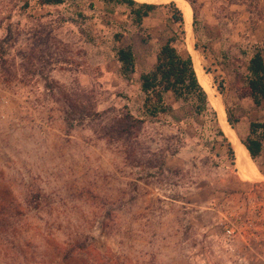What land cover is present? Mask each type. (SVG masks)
Wrapping results in <instances>:
<instances>
[{
	"label": "rangeland",
	"instance_id": "1",
	"mask_svg": "<svg viewBox=\"0 0 264 264\" xmlns=\"http://www.w3.org/2000/svg\"><path fill=\"white\" fill-rule=\"evenodd\" d=\"M193 1L197 36L175 46L197 53L243 139L264 121L243 89L264 0ZM176 29L166 6L139 27L101 0H0V264H264V180L239 178L218 118L169 92L168 112L144 114L139 75Z\"/></svg>",
	"mask_w": 264,
	"mask_h": 264
},
{
	"label": "trees",
	"instance_id": "2",
	"mask_svg": "<svg viewBox=\"0 0 264 264\" xmlns=\"http://www.w3.org/2000/svg\"><path fill=\"white\" fill-rule=\"evenodd\" d=\"M104 3L125 6L130 13L132 23L136 26L142 25V20L158 7L166 6L171 11V19L177 24V29L173 30L166 41L158 48L155 55V62L146 71L139 75L140 90L144 95V114L151 119L157 118L170 110L164 102V94L171 93L176 100L185 101L190 104L195 114L211 112L213 121H216V112L210 107L207 93L198 80L190 54H182L175 46L177 42L185 39V29L183 14L175 2L168 3H148L137 0H101ZM193 8L192 30L195 36L198 33L199 19L194 8V1L188 0ZM65 0H39L40 4L58 5ZM121 34L116 33L115 38L120 41ZM198 47V44H195ZM263 45L254 44L253 51L246 62V74L243 84L244 91L251 98L254 105L259 106L264 100V57ZM115 57L119 63L120 74L127 78L136 67V56L131 44L115 49ZM217 78L214 77V82ZM217 90L220 94L224 92L223 81H217ZM227 121L232 128L239 121L233 117L231 110L225 107ZM131 122L140 121L131 114H127ZM216 134L221 137V142L225 145L227 156L231 164L235 163L234 149L220 127H216ZM246 147L250 158L257 161L261 154L264 141V121L252 120L248 124V131L245 138L240 139ZM72 253V251H71ZM65 257L71 258L64 254Z\"/></svg>",
	"mask_w": 264,
	"mask_h": 264
},
{
	"label": "bare ground",
	"instance_id": "3",
	"mask_svg": "<svg viewBox=\"0 0 264 264\" xmlns=\"http://www.w3.org/2000/svg\"><path fill=\"white\" fill-rule=\"evenodd\" d=\"M141 2H148V3H162L168 0H137ZM177 7H179L183 13L184 18V26L186 29V43L187 45L192 48V41H193V32L191 27V9L187 0H173ZM170 2V0H169ZM192 61L193 66L196 71L197 77L201 85L204 87L208 94V99L213 105L214 109L217 113L218 122L221 125L223 131L228 136L229 140L231 141L235 153V161L236 165L239 167L241 171V175L243 177H249L250 174L254 170L253 161L250 158L249 153L246 147L241 143L238 139L235 131L230 127L226 120V113L223 107V104L219 98L216 96V90L210 85V79L208 75L204 72L202 67L199 64L197 53L193 49Z\"/></svg>",
	"mask_w": 264,
	"mask_h": 264
},
{
	"label": "crops",
	"instance_id": "4",
	"mask_svg": "<svg viewBox=\"0 0 264 264\" xmlns=\"http://www.w3.org/2000/svg\"><path fill=\"white\" fill-rule=\"evenodd\" d=\"M188 1V0H187ZM169 1L165 2L168 3ZM171 2V1H170ZM174 2V1H173ZM188 3L190 4V2L188 1ZM164 4V3H163ZM177 6V5H176ZM191 6V4H190ZM179 8V7H178ZM192 8V6H191ZM190 8V9H191ZM181 10V9H180ZM183 14V13H182ZM184 20V18H183ZM192 20H193V8H192ZM191 26H192V22H191ZM185 29V26H184ZM185 35H186V29H185ZM264 104V100L261 101V104L259 106H257V108H260L262 105ZM262 121V120H260ZM252 160V159H251ZM257 163H258V169L256 171H253L250 173L249 177H243L242 175H239V178L241 180H245L247 178L249 179H256V180H264V141H263V147H262V151L260 156L257 159Z\"/></svg>",
	"mask_w": 264,
	"mask_h": 264
},
{
	"label": "built area",
	"instance_id": "5",
	"mask_svg": "<svg viewBox=\"0 0 264 264\" xmlns=\"http://www.w3.org/2000/svg\"><path fill=\"white\" fill-rule=\"evenodd\" d=\"M226 232H227V234H230L231 233V230L230 229H227Z\"/></svg>",
	"mask_w": 264,
	"mask_h": 264
}]
</instances>
